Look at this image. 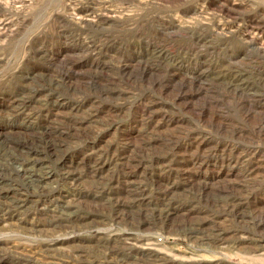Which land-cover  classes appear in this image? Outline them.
<instances>
[{"label":"rangeland","instance_id":"rangeland-1","mask_svg":"<svg viewBox=\"0 0 264 264\" xmlns=\"http://www.w3.org/2000/svg\"><path fill=\"white\" fill-rule=\"evenodd\" d=\"M0 264H264V0H0Z\"/></svg>","mask_w":264,"mask_h":264}]
</instances>
